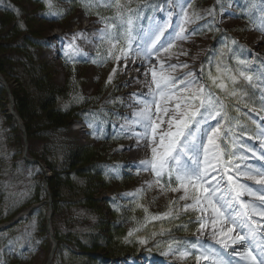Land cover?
Instances as JSON below:
<instances>
[{"label":"rangeland","instance_id":"obj_1","mask_svg":"<svg viewBox=\"0 0 264 264\" xmlns=\"http://www.w3.org/2000/svg\"><path fill=\"white\" fill-rule=\"evenodd\" d=\"M41 1L42 0H0V20H5L4 15L12 18L8 22L3 23L0 21V59L3 57L2 60L6 63L5 68L12 70L11 68L13 67L22 69V66L26 63H20L21 60L28 59L27 56L31 57L32 60L28 62L31 64L32 61L35 68L43 65L44 68H46L47 74L50 75L57 84H68L69 87H71L68 89L70 93L68 94V98H66L68 101L71 94L75 93V99L79 103H87L85 107H89L90 111L96 116V113L103 114L109 121V125L106 126L102 124L91 114L90 118L96 121L101 128L99 138H97L89 134L93 129L87 127V122H84L83 125L79 117H77L78 119L74 117L69 122L68 128L55 131L52 136L49 135L48 137L37 136L35 132H30V141L27 140V142H25L21 126L17 124V130H13L12 121L8 119L12 115L9 111V95L5 90V93L0 95V157L2 158L1 169L3 170V172L0 173V181L6 182L9 197H13L12 200L14 202L11 204L12 207L15 208L16 206H20L23 197L38 178L37 173L39 169V171L44 173L41 180L44 182V189L46 188L45 190L48 196L43 202L46 204L49 196H51L53 204L52 191L50 190L49 181L47 180L53 173L44 162L38 159L40 155L39 152H42L46 157H50L51 161H56L55 164H58L63 162V157L69 150L75 151L76 149L87 147V149L99 150V166L104 165L106 172L109 169H115L116 174L113 175L109 172L107 175L105 173L103 177L94 176L92 174L71 176V183L74 186L80 185L82 190L89 187L88 178L93 179L95 184L99 181H102L103 184H101V188L99 186L97 191L95 190L94 198L97 200V204L93 205V207L90 205L85 206L86 204L78 205V209H73V214L71 211H65L68 215H72L68 218L69 220L61 219L59 211H62V209L59 207L58 209L56 208L55 213H53V216H55L52 217L55 226L53 227L58 232L74 230L78 231V236H81V234H85L84 232H89L90 229L95 227L91 226L93 223L95 224V218L97 213H99L98 216L100 217V215H103L107 221L105 228L103 230L101 229V233L103 236H110L111 238L113 237L112 223H116L117 220H120L121 213L123 214L124 208L126 210L127 207H131L134 211L136 221L132 220L135 221L132 223L133 227L126 224L124 227L125 230H129V227L133 229L138 227L139 224H144L145 217H149L145 226L147 229L143 227L141 230L150 231L148 225L150 221H153L150 217L159 216L168 211L169 204L172 201H178L172 204V212L175 217L182 216L181 218H184L187 216L193 221L195 216L190 210H181L185 203H191V201L178 200L183 190L178 192H172L170 190L162 192L159 186L156 185L148 188V184L155 179L154 173L144 170L138 171L135 168L129 167V165L138 164L141 160L150 158V148L147 147L144 142L137 144V140L134 136L126 137L124 133L120 131V126L125 123L124 117H131L133 111L139 107L135 102L137 97H140L141 94L148 91L147 87H145V82L146 80H151V73H148L147 78L144 73L150 65H146L141 57L135 58L134 61L130 56L127 60V64H125V60L122 58L119 62L110 60L103 66L95 63H75L65 66L62 62V58L58 57V51L65 53L66 45L71 41L72 34L74 33H85V38H78L75 41L76 46L80 49V55H73L71 50H68L67 53H70L72 57H80L83 52L88 53V51H95V57H97L98 43L96 41L88 42V40H91L90 34L94 33L98 28L102 27V25L97 23L99 19L97 15L86 14L85 8L77 3L76 0H56L59 8L63 9L65 12L63 18L44 15L43 13H46L48 9L45 4H41ZM141 2H143V0H141ZM247 3L248 0H220L219 3H217V0H191L190 6L187 8L190 16L195 18L196 15H199L204 17V19L195 20L194 23L187 25L188 31L190 32L193 28H199L201 25H208V27H205L196 35L190 36L187 40L176 41L174 46L169 49L168 53H161L159 59L165 61V67L169 64L177 65L176 69L171 73L176 77H183L187 72H193L197 77H201V68H203L205 77H207L209 72L215 75L214 62H207L210 56L215 55L219 59V54L224 53L222 57L223 62L229 65L234 63V60L227 54L221 42L222 37L226 35L229 39L234 38L247 50L243 55H247L249 59H252L255 66L264 65V33L256 30L248 19L240 16L241 10L245 8ZM208 9H215L216 15L214 21L212 16H207L206 13ZM100 11L102 15L108 14L103 9H100ZM232 13L236 15H232ZM145 14L148 15L150 13L146 12ZM156 15L159 14L157 13ZM209 22L213 23L209 24ZM216 29H219V31ZM169 31H171V29H169ZM60 37H65V39L60 40ZM25 41H28L27 44ZM47 41L49 45H47ZM63 45L65 48H62ZM213 49L216 51L213 52ZM99 51L102 55L103 47H101ZM243 55L241 58H243ZM142 63L145 64L142 65ZM152 64H155L158 69L159 64L157 57L154 56L152 58ZM185 64H187L188 67H183ZM113 69H115V75L113 76L112 82L107 84L106 82L109 75L112 74ZM261 70L264 71V68H261ZM0 74L6 80L9 87L11 85L12 88L18 92L26 89L32 94L34 89L29 87L26 79L23 78L19 80L13 78L10 74H6L7 77L1 72ZM200 83L207 87V82L204 81V77L200 79ZM260 90L264 91V84L260 85ZM244 98L245 95L239 101L235 98H225L224 96L221 99L224 100L225 104L228 106V115L238 118L241 125H243L241 119L245 117V115H242L244 113L253 115L255 120L259 121V126H264V108L261 106L262 114L259 113L256 108H249V106L245 108ZM67 100H63L62 102H68ZM259 102L261 105L260 97ZM233 105L240 106L239 111H236ZM56 106H58V104H56ZM59 106H61L60 102ZM36 108H38L37 105ZM242 109H244L243 113H241ZM109 119H111V121ZM77 123H79V125H77ZM213 123L215 122L213 121ZM82 125L83 127H81ZM227 127L228 125L225 122L222 131ZM238 134L240 133L238 132ZM111 135L118 137L119 140L107 143L99 142L103 137ZM254 139L255 140H251L250 137L241 134L240 143L246 147L243 149L238 147L235 151H237L238 154L242 153L249 157L245 163H251L255 166H264V161L260 160L261 162H256V160H259V156L264 155V148L260 147L261 144H259L260 146L256 145L257 138ZM43 142L47 144V147L44 149L45 151L39 150ZM26 148L27 157L33 159L32 161H25L24 159ZM248 148L253 149L256 153L255 157H253L252 152L247 150ZM234 162L239 163L238 160ZM39 163L42 164L41 168L38 166ZM241 167L243 166L241 165ZM65 170L67 169L65 168ZM94 173L98 174L96 171ZM241 181L247 182L250 185L252 184L251 181H244L243 178H241ZM46 182L48 184L47 187H45ZM161 183H163V181H161ZM175 186L176 185H173V187ZM66 188L67 187H65V189ZM65 189L57 191L58 195L56 194L55 197L57 200L60 198V201L67 202L68 196L65 195ZM138 189H143V193L138 200V203L143 207H137L136 202L121 199L123 194L133 193ZM108 199H113L115 202L109 203L115 210H118L116 213L108 206ZM38 204L40 205L42 202ZM94 208L97 209L96 212H93ZM144 208H147V212H144ZM47 210L48 203L46 212ZM39 213L40 212H38L35 217L32 216L28 218L22 225H19V221L13 223L12 225H15L11 226L15 228L12 232L7 231L4 235L0 234V264L5 260L4 249L7 251V256L19 258L20 260H13L19 264H46L51 251V242L45 228L49 241H47L46 244L44 242L43 244L40 243V238L44 237L41 234L40 228L45 226L41 223ZM19 216H22L20 212L12 217L11 220L17 219ZM142 221L144 222L141 223ZM8 222L5 221L3 223ZM96 229L93 230L95 233ZM97 230L100 231V228ZM125 233L124 236H126L128 232ZM141 233L136 235L140 236ZM207 237H209L208 230L204 232V236L201 237V239L204 240ZM165 240V235L156 236L154 241L146 247L159 252L161 254L160 256L147 252L140 253L134 257H125L119 260L117 264H196V261L192 257H189L185 261H178L172 255H162V252L166 249V242H163ZM187 240L194 242L191 239ZM37 241L39 243H37ZM158 242L160 245L159 247L157 246ZM228 251L229 250H227V253ZM229 258L235 264H238V258L231 256H229ZM56 260L59 264H91L87 262L88 260L90 261V257L73 259L64 249H60L57 253ZM56 260L55 264H57ZM202 264H207V262H202Z\"/></svg>","mask_w":264,"mask_h":264},{"label":"snow or ice","instance_id":"obj_2","mask_svg":"<svg viewBox=\"0 0 264 264\" xmlns=\"http://www.w3.org/2000/svg\"><path fill=\"white\" fill-rule=\"evenodd\" d=\"M42 2L48 9L44 15L63 18L65 12L56 0ZM190 3L191 0H80L86 14L97 15V23L102 25L90 34L91 40H88L98 43L99 59H90L92 63L99 62L103 66L110 60L119 62L122 58L127 64L131 56L134 61L141 57L150 65L144 73L146 78L151 73V80L145 82L148 91L137 97L135 102L139 107L131 117H124L125 123L120 126L126 137L134 136L137 144L144 142L150 148V158L129 167L154 173L155 179L148 184V188L156 185L162 192L183 190L178 200L191 203H185L181 210H190L195 216L192 222L199 225L196 231L200 234L194 242L170 237L162 255H172L178 261L192 257L196 264H232V260L225 259L216 247L219 245L225 251L230 249L227 254L238 258V264H264V223L256 218L264 219V166L245 163L249 157L235 151L238 147H246L240 139L249 128L241 125L238 118L228 115V106L213 90L219 89L225 98L239 101L255 86L256 91L249 99L259 96L264 108V91L260 90V85L264 84V71L261 70L264 65L255 66L252 59L243 55L247 50L234 38L224 35L221 42L234 63H224V53L219 54V59L215 55L208 58V63L214 62L216 72L215 75L211 72L207 74L213 87L200 83L204 76L203 68L201 77L193 72H187L183 77L172 75L177 65L165 67V61L159 59L161 53H168L176 41L187 40L208 27L201 25L188 31L187 25L204 19L199 15L195 18L190 16L187 11ZM100 9L108 14L102 15ZM146 12L150 14L146 15ZM206 14L214 21L215 9H208ZM240 16L264 33V0H248ZM78 38H85V33L72 34L71 41L66 45L65 58L69 62L73 60L67 55L68 50L73 55H80V49L75 44ZM59 39L64 40L65 37ZM101 47L102 55L99 51ZM154 56L158 60V69L152 64ZM114 75L115 69L109 75L107 84L112 82ZM86 122L87 127L93 129L89 134L99 138L100 125L90 117ZM225 122L228 127L222 131ZM253 131L256 138L262 141L261 148H264V126H258ZM247 150L252 152L253 157L256 156L252 148ZM258 159L264 161V155ZM237 160L239 163L234 162ZM109 172L116 174L115 169H109L106 175ZM241 178L252 184L242 182ZM142 193L143 189H138L123 194L121 199L143 207L138 203ZM177 202H170L168 211L150 219H176L172 204ZM143 210L147 212V208ZM148 219L145 217L144 224L138 222V227L129 230L123 242L135 241L145 245L149 239H155L156 232L136 235L146 226ZM206 230L209 231V241L214 243L201 239ZM157 246H160L159 242Z\"/></svg>","mask_w":264,"mask_h":264},{"label":"trees","instance_id":"obj_3","mask_svg":"<svg viewBox=\"0 0 264 264\" xmlns=\"http://www.w3.org/2000/svg\"><path fill=\"white\" fill-rule=\"evenodd\" d=\"M77 3L80 4V0H76ZM41 4L44 5V3L41 1ZM12 11V10H11ZM5 20H0L3 23L8 22L10 19V16H5ZM26 44L28 41H25ZM28 59L21 60L20 63H26L24 66H22V69H18L16 67L11 68L12 70L6 69L5 62L2 60L3 57L0 59V72L7 77L6 74H10L13 76V78H17L19 80H22L23 78L26 79L27 84L29 87H32L31 89H34L32 94L28 92V90H22V91H16L12 86L10 85L11 92L15 99V109L20 115V117L23 119L24 124L26 126L27 131V137L30 141V132H35L37 136L42 137H48L49 135L52 136L53 132L58 130H64V128H68L69 122L74 117H84L87 112L90 111L89 107H85V102L82 104L79 103L73 94H71V97L69 101L66 99L68 98V94L70 93L68 89V84L65 85H59L57 84L50 75L47 74L46 68H44L43 65L37 66L35 68L33 66V63L30 60L31 57L27 56ZM22 64V65H23ZM65 66L70 65V63H65ZM72 65V64H71ZM33 66V67H32ZM28 75V76H27ZM67 85V86H66ZM26 88V87H25ZM5 87L2 83H0V95L2 93H5ZM67 100L68 102H62ZM75 100V101H74ZM59 102L60 105L59 106ZM35 104V105H34ZM58 104V106H56ZM36 105L38 108H36ZM84 106V107H83ZM9 117V116H8ZM10 121H12V129L17 130V122L13 116H10L8 118ZM44 141V140H43ZM47 143V141L45 140ZM43 142L42 147H39V150L45 151L44 149L47 147V144ZM103 143L107 142H113L112 140H105L102 141ZM39 160L44 162L47 167H49L52 170V175L49 176L47 179L49 182L50 190L52 191L53 196V213H55L56 208H61L62 211H59V216L63 220H67L72 215H68L66 213L67 211H73V209H78V205L86 204L93 207V205L97 204V200L94 198L95 190L101 188V184H103L102 181H99L95 184V181L91 178H88V181L90 184L89 187L82 190L80 188V185L74 186L70 178L71 176H84L88 174H92L94 176H104L105 175V166H99L98 160L100 157V151L94 150V149H87V147H84L82 149H76L75 151L69 150L63 157V162L55 164L56 161H51L50 157H46L43 155L42 152H39ZM1 157H0V173L3 172L1 169L2 163H1ZM26 161V160H25ZM27 163V162H26ZM65 168L67 170H65ZM79 168V169H77ZM96 168V169H95ZM40 170V169H39ZM38 170V178L33 183L32 187L27 191V194L23 197V200L20 204V206H16L15 208L12 207V203L14 202L12 198L9 197L8 187L6 186V182L0 181V223H3L5 221H10L12 217H14L18 212H21L25 210L28 207H31L34 204L41 203L39 206H36L32 209L30 213V217H35L38 212L39 217L41 220V223L45 226L46 222V207L47 203L44 204L43 202L45 199H47V192L44 189V182L41 180V177L44 176V173L42 171ZM97 172L98 174L94 173ZM94 185V187H93ZM105 186V185H104ZM64 187V188H63ZM65 187H67L65 189ZM103 188V185H102ZM65 189L66 196H68L67 202L57 200L56 194L58 195V190ZM97 193V192H96ZM72 196V197H71ZM60 197V196H59ZM71 197V198H70ZM70 198V199H69ZM10 202V205H9ZM65 202V203H62ZM108 206L112 209L113 212H117L118 210H115L109 202H111L109 199L107 200ZM113 202V201H112ZM10 206V207H9ZM26 206V207H25ZM55 206V207H54ZM96 208V207H95ZM94 208L93 212H96L97 209ZM66 211V212H65ZM124 213L121 212L120 220H117V222L112 223V235L113 237H105L102 235V231L105 228V225L107 223L106 219L103 217V215L98 216L99 213H97V216L95 218V224L91 227H94L89 230V232H84L85 234H81V236H78V231L70 230L65 232H58L55 228V236L57 239L60 240L59 247L57 249V253L60 251V249H64L68 255L73 258L77 259L79 257H90V261L88 260V263H97V264H108V260L113 261L116 259H120L122 257L128 256V255H136L142 251H145L149 248H146L147 245L151 244L154 239H149L148 243L145 245H140L138 242L133 243H124L122 241L123 236L126 234L125 232H128L133 227V222H135V216L134 211L131 209V207H127L126 210L124 208ZM73 214V213H72ZM55 216V215H54ZM53 216V217H54ZM52 217V222L54 226V219ZM177 217L176 219H172L171 217L162 218L159 220H153L149 222L150 231L141 230L138 233H141L140 236L144 235H150V232H156V236H162L166 235H175V234H186V233H194L198 227V224H194L189 217L185 216L184 218ZM28 218H22L19 220V225H22ZM69 220V219H68ZM135 220V221H132ZM142 221L141 223H143ZM18 223V222H17ZM16 223V224H17ZM126 224L130 225L129 230H125ZM15 225V224H14ZM12 225V226H14ZM174 225V226H173ZM8 227L3 228L0 230V234L4 235L7 231L12 232L15 227ZM55 227V226H54ZM100 228V231L97 230ZM96 229V233L93 231ZM144 229H147L145 227ZM43 238H40V243L43 244V242L46 244L48 240L47 238V232L45 230V227L40 228ZM99 231V232H97ZM125 231V232H124ZM83 233V232H82ZM136 233V234H138ZM74 235V236H73ZM75 237V238H74ZM125 237V236H124ZM156 238V237H155ZM63 241L70 242L76 249L80 251L79 254H76L72 251H70L68 248H66L63 244ZM155 243V242H154ZM7 244V242H6ZM144 248V249H143ZM5 253V260H3L2 264H19L16 261L13 260H20L16 257H9L6 255L7 251L4 249ZM55 255V260H56ZM16 262V263H12ZM57 264L59 262L56 260ZM55 264V261L52 263Z\"/></svg>","mask_w":264,"mask_h":264},{"label":"water","instance_id":"obj_4","mask_svg":"<svg viewBox=\"0 0 264 264\" xmlns=\"http://www.w3.org/2000/svg\"><path fill=\"white\" fill-rule=\"evenodd\" d=\"M0 80L1 82L7 87V90L9 91V96H10V111L13 115L16 116V119L19 121V123L21 124V127L24 128L23 126V121L21 120V118L16 114L15 110H14V98L9 90V87H8V84L6 82V80L3 78V76L0 74ZM51 212V211H50ZM50 217H51V213L49 215V220H50ZM55 243H57V241H55Z\"/></svg>","mask_w":264,"mask_h":264},{"label":"bare ground","instance_id":"obj_5","mask_svg":"<svg viewBox=\"0 0 264 264\" xmlns=\"http://www.w3.org/2000/svg\"><path fill=\"white\" fill-rule=\"evenodd\" d=\"M139 65V64H138ZM238 261V260H237Z\"/></svg>","mask_w":264,"mask_h":264}]
</instances>
